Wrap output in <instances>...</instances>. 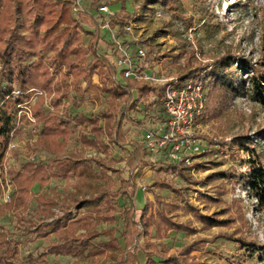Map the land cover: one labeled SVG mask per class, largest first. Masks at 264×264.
I'll return each instance as SVG.
<instances>
[{
    "label": "trees",
    "instance_id": "trees-1",
    "mask_svg": "<svg viewBox=\"0 0 264 264\" xmlns=\"http://www.w3.org/2000/svg\"><path fill=\"white\" fill-rule=\"evenodd\" d=\"M116 1L119 0H92L95 14L76 0H0V165H4L9 145L20 130V111L29 105L36 110L45 100L39 91H47L57 107L63 97L73 89L80 91L84 82L87 88L97 75L98 89L108 93L115 102L97 116L74 117L83 126L81 150L67 151L71 133L68 126L62 134L45 127L36 141L27 144L28 158L9 169L16 189L9 202L0 204V218L13 215L19 231L0 223V264H18L20 244L39 239L49 244L40 254L30 253L22 258L29 264L46 262L50 255L108 257L111 264H214L202 263L195 252L203 251L218 236L246 248L250 258L257 255V260L250 264H264V242L252 232L245 218L244 200L225 197L230 194L229 182H240L249 195L256 198L257 207L264 208L262 161L250 160L244 173L231 167L210 173L206 180L191 176L187 170L193 163L187 164V157L171 161L166 168L171 169L174 176L172 179L162 177L155 185L170 188L177 198L167 201L152 190L154 198L137 202V195L143 191L136 182L137 173L146 166L154 168L158 163L150 158L151 151L145 141L127 139L124 128L126 123L138 128L144 125L143 118L132 116L131 111L153 108L149 101L152 92L157 93L162 103L161 96L168 83L160 85L126 77V66L116 63L110 57V50L101 45L105 41L112 50L116 47L113 38L102 34L107 22L117 28V37H125L126 25L140 16L149 0H144L134 12L125 7L114 13L101 10L102 6ZM157 1L168 4L175 0ZM84 36H90L87 44ZM46 54H50L54 71L50 70ZM194 57L193 53L187 59ZM236 60L237 68L234 67ZM187 66L189 69L176 77L177 85L182 86L191 78L202 81L207 97L205 110L208 107L207 114L211 118L223 116L233 106L235 98L244 92L264 106L263 62H253L238 53H224L208 63L187 61ZM36 76L42 82L39 87L35 85ZM204 112L196 119L203 118ZM166 116L167 121V113ZM165 128H168L167 123ZM257 134L264 138V131ZM154 135L162 138L164 134L155 131ZM234 141L240 150L250 151L255 137L243 133ZM229 142L230 139H221L214 145L222 149L228 147ZM116 147L128 152L125 158L119 159L124 162L121 169L112 165L113 161H119L112 155ZM88 148L96 154H89ZM38 150L49 155L41 157ZM14 154L19 161L20 152L17 150ZM236 154L232 157L238 159ZM125 171L127 178L123 175ZM54 179L66 181L63 191L57 187L49 190ZM207 181L218 184L215 195H201L208 202L222 206L214 213H205L188 199L190 184ZM36 187L40 190L35 191ZM122 198L127 201L118 208L116 203ZM33 199L36 201L34 211L31 209ZM173 210L190 213L192 217L183 221ZM224 214L226 217H222ZM194 222L201 225L198 227ZM102 223L107 225L101 227ZM214 227H233V230L210 237L199 233ZM171 231L195 236L172 251L173 247L165 241ZM22 237L26 238L21 240ZM229 264L244 262L240 258L230 259Z\"/></svg>",
    "mask_w": 264,
    "mask_h": 264
},
{
    "label": "rangeland",
    "instance_id": "rangeland-1",
    "mask_svg": "<svg viewBox=\"0 0 264 264\" xmlns=\"http://www.w3.org/2000/svg\"><path fill=\"white\" fill-rule=\"evenodd\" d=\"M144 0H125L116 1L107 5L109 12H118L125 7L127 11L134 12L142 6ZM82 6L90 8L92 13L97 14L95 4L92 0H80ZM97 5V4H96ZM108 12V13H109ZM134 23V29L130 33H126L127 41L132 43V55L135 65L139 71H144L152 76L154 83L165 84L168 81L184 74L189 67L187 61L197 63H208L224 53H238L251 59L253 62L264 63V0H175L173 3H162L157 0H149L146 8L142 10L138 18L131 20ZM103 35L107 38H113L116 41L117 28L109 29L104 27ZM90 36H84V43L87 44ZM119 40L122 41V38ZM101 45L108 48L107 42L102 41ZM138 45H142L146 50V57L139 59L135 53ZM195 57L187 59L188 56ZM135 54V55H134ZM47 55V63L50 70H55V65ZM116 63L117 58L110 54ZM234 67H239L238 60L234 62ZM58 78V75H57ZM40 77L36 76V86H41ZM99 78L97 75L93 77L92 83L86 88L84 82L80 91L73 89L66 97H63L61 103L56 107L51 102V95L46 91L42 94L45 100L36 106V110L32 109L29 114L22 109L19 113V126L16 143L18 147L11 150L12 166L20 165L21 162L28 158L30 152L29 142L37 140V135L45 127H51L56 133H63L65 126L71 130L67 142V151L72 152L81 150L80 133L83 128L81 123L74 120V117L88 116L94 117L99 113L107 110L115 102L111 96L98 89ZM207 96L209 100V87ZM40 92V91H39ZM35 100V99H34ZM149 101L152 102L153 108L131 111L134 117L143 118V126L135 127L126 123L124 132L127 139H138L144 141L147 134L169 133L166 127V113L163 104L158 100L157 93L149 94ZM205 110L203 118L194 120L191 132L197 137L202 147V152L192 153L191 150H182V157L189 156L193 162V166L187 171L196 179L206 180L210 173L216 171L229 170L234 167L239 173H244L249 162L252 159L262 161L264 163V138L257 133L264 131V106L253 100L248 92L238 95L233 106L223 116L219 118H211ZM148 114V116L145 115ZM34 118V121L29 119ZM67 120V123L63 122ZM248 133L250 137H255L252 142L250 151L240 150L234 141L237 135ZM172 137V136H171ZM159 138V137H158ZM221 139H230V145L220 149L214 143ZM171 140H168L167 146H162L157 153H150V158L157 162L154 168L146 166L142 171L137 173L136 182L143 189L142 193L137 195V202L145 198H154V190L161 194L167 201L177 198V195L170 188L162 187L156 184V181L162 177L172 179L174 172L167 170V163L171 162L167 155V148L171 147ZM89 149V148H88ZM20 152V159L17 160L15 151ZM237 153L238 159L233 158V154ZM89 154H96L95 151L89 149ZM38 155L46 156L48 152L38 150ZM112 155L116 160L125 158L128 152L116 147L112 150ZM7 156V153H6ZM30 157V156H29ZM252 157V158H251ZM9 160H11L9 158ZM7 161V157L5 162ZM116 169L124 166L123 161L112 162ZM11 166V167H12ZM10 167V168H11ZM163 170H158L161 168ZM111 173V172H110ZM124 177H128V172H124ZM118 175H115L117 179ZM9 182L16 189L15 183L9 176ZM66 185L64 179L52 180L50 188L57 187L63 191ZM217 183L206 182L205 184H190L187 189L188 199L198 205L205 213H214L220 211L222 206L216 205L214 202H208L207 198H201L202 193L214 194ZM118 186V185H117ZM228 189L230 194L225 196L226 199L241 197L244 200L245 218L251 226V230L264 242V208L257 207V200L251 197L248 191L243 188L240 182H229ZM39 187L35 191H39ZM14 193V192H13ZM127 200L119 199L116 203L118 208ZM31 209H36L35 199L31 202ZM178 214L177 218L187 221L191 219L192 214H184L181 211L173 210ZM119 215V214H117ZM227 214L222 215L226 217ZM0 223L8 227L10 230L19 231L16 228V220L13 215L7 214L0 218ZM107 224L102 223L101 227ZM121 225V222L119 223ZM194 225L200 226V222H194ZM233 227H214L211 230H201L199 233L210 237L211 235H219L221 232H231ZM195 235L187 236L185 233L171 231L165 240L169 247H173L172 251L189 242ZM26 237H22L21 240ZM49 242L45 239H39L35 242L26 241L20 244V256L18 264H29L28 260L22 258L27 257L30 253L35 255L43 252ZM123 246V241H122ZM202 263L209 262L214 264H229L230 259H239L244 264H250L257 260V255L253 258L249 257V251L242 248L234 242L223 236H218L207 244L201 252H195ZM144 261V256L141 254ZM36 264H111L108 257L89 258L88 256H56L50 255L47 261L43 260Z\"/></svg>",
    "mask_w": 264,
    "mask_h": 264
},
{
    "label": "built area",
    "instance_id": "built-area-1",
    "mask_svg": "<svg viewBox=\"0 0 264 264\" xmlns=\"http://www.w3.org/2000/svg\"><path fill=\"white\" fill-rule=\"evenodd\" d=\"M76 1L81 5L80 0ZM101 10L109 12L107 5L102 6ZM133 26L134 23L132 21L126 25L125 28L127 33L131 34L134 29ZM104 27H108L109 29L114 28L109 22H107ZM119 39L120 37L116 38V47L111 53L114 55L113 52H115L117 55L118 64L126 66L124 71L125 76L136 78L138 80L153 81L151 75L144 71H139L137 64H134L135 61H133V55L131 52L132 43L127 41L126 36L122 38V41ZM135 53L139 59L145 58L147 54L142 45L137 46ZM166 84L163 95L161 96V101L168 115L166 123L169 133L164 134L162 138H158L154 134L149 133L146 135L144 141L151 152L157 153L160 147L167 146L168 140L170 139L172 144L171 147L167 148V155L170 160L178 162L187 157L185 162L190 164L193 163L191 158L189 156L182 157L180 151L191 150L192 153H200L203 150L199 140L191 132V128L194 125L196 116L203 114L205 110L207 97L204 84L202 81L193 78L189 79L186 84L182 86L177 85L176 78L166 82ZM42 93L43 91H40V94ZM23 109L25 112L27 111L28 114L32 112V109L29 106H25ZM29 119L34 121L33 117H30ZM16 142L17 141L14 140L10 143L6 156L7 161L3 166L0 165V204L9 202L13 196V187L9 182V169L13 164L10 151L18 147V143ZM9 158L11 160H9Z\"/></svg>",
    "mask_w": 264,
    "mask_h": 264
}]
</instances>
